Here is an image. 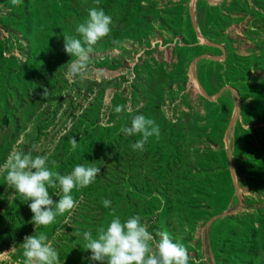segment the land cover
<instances>
[{
	"label": "rangeland",
	"instance_id": "obj_1",
	"mask_svg": "<svg viewBox=\"0 0 264 264\" xmlns=\"http://www.w3.org/2000/svg\"><path fill=\"white\" fill-rule=\"evenodd\" d=\"M92 7L111 32L71 82L63 35ZM136 114L160 127L143 151L121 131ZM20 150L100 175L45 227L0 174V264H21L23 237L42 231L62 264H97L83 232L111 208L169 232L189 264H264V0H0V166Z\"/></svg>",
	"mask_w": 264,
	"mask_h": 264
},
{
	"label": "clouds",
	"instance_id": "obj_2",
	"mask_svg": "<svg viewBox=\"0 0 264 264\" xmlns=\"http://www.w3.org/2000/svg\"><path fill=\"white\" fill-rule=\"evenodd\" d=\"M12 5L19 6L22 0H11ZM99 4V0H95ZM112 17L103 8L92 7L87 19L78 23L75 34L63 35V50L75 59L68 62L67 76L71 82H82L90 68L94 46L111 32ZM49 89L44 88L42 97L47 98ZM123 110L117 105V113ZM126 135H139L131 145L133 150L143 151L149 138L159 139L160 127L144 114L132 115L130 126L121 129ZM71 150L77 149L78 142L71 138ZM49 167L47 155L33 156L32 152L22 150L12 153L0 166V174L6 173L5 179L28 203L33 214L31 223L36 226H49L58 216L78 206L72 195L73 189L80 190L92 184L100 175V166L95 163L77 164L68 174H60L55 169L59 164L52 160ZM59 187L58 200H53L50 188ZM111 201L102 200L104 208L111 207ZM112 217L107 225L98 226L95 236L92 229L83 232L85 244L83 249L89 251L90 261L97 264H189L190 253L179 241L167 231H158L159 240L149 231L148 225L142 223L139 214L126 220L121 219L115 208H111ZM79 235V233H77ZM54 239V238H53ZM23 249L21 264H62L59 251L45 232L26 235L20 245ZM14 249V246L11 250Z\"/></svg>",
	"mask_w": 264,
	"mask_h": 264
}]
</instances>
